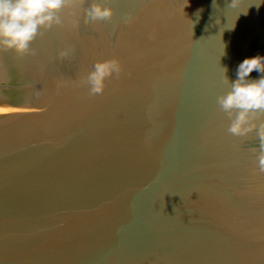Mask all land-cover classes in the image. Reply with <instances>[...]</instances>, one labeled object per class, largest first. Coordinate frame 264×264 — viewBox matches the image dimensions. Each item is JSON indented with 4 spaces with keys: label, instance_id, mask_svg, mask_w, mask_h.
I'll return each mask as SVG.
<instances>
[{
    "label": "water",
    "instance_id": "water-1",
    "mask_svg": "<svg viewBox=\"0 0 264 264\" xmlns=\"http://www.w3.org/2000/svg\"><path fill=\"white\" fill-rule=\"evenodd\" d=\"M93 2L0 46V264H264L259 140L217 104L264 56V0H108L107 21Z\"/></svg>",
    "mask_w": 264,
    "mask_h": 264
},
{
    "label": "clouds",
    "instance_id": "clouds-1",
    "mask_svg": "<svg viewBox=\"0 0 264 264\" xmlns=\"http://www.w3.org/2000/svg\"><path fill=\"white\" fill-rule=\"evenodd\" d=\"M69 0H0V46L15 49L18 53L29 50L42 27L51 28L59 24V12ZM108 0H94L86 9L92 21H107L113 10ZM231 0L227 8L235 7ZM213 7L217 8L216 0ZM118 58L97 61L83 80L90 95H101L106 90L109 78L123 72ZM264 73V56L245 59L237 69V79L230 83V90L217 98L219 110L230 120L228 133L235 137H245L255 133L258 140L256 163L258 171L264 173V75L258 79L250 78L251 73ZM227 78V76L225 75ZM228 80V78H227ZM229 81V80H228Z\"/></svg>",
    "mask_w": 264,
    "mask_h": 264
},
{
    "label": "bare ground",
    "instance_id": "bare-ground-1",
    "mask_svg": "<svg viewBox=\"0 0 264 264\" xmlns=\"http://www.w3.org/2000/svg\"><path fill=\"white\" fill-rule=\"evenodd\" d=\"M7 110H9L8 107H6V106H4V105H0V112H2V111H7Z\"/></svg>",
    "mask_w": 264,
    "mask_h": 264
}]
</instances>
